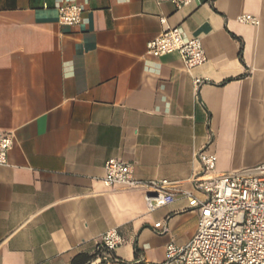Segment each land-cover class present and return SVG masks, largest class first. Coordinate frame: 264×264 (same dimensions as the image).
Here are the masks:
<instances>
[{
    "label": "crops",
    "instance_id": "obj_1",
    "mask_svg": "<svg viewBox=\"0 0 264 264\" xmlns=\"http://www.w3.org/2000/svg\"><path fill=\"white\" fill-rule=\"evenodd\" d=\"M68 4L83 8L79 26L60 24ZM176 27L203 42V66L148 53ZM2 135L14 142L0 166V264H71L110 230L125 241L119 260L164 262L197 233L201 151L221 174L264 164V0H0ZM110 159L174 183V203L151 213L145 192L105 187Z\"/></svg>",
    "mask_w": 264,
    "mask_h": 264
},
{
    "label": "built area",
    "instance_id": "obj_2",
    "mask_svg": "<svg viewBox=\"0 0 264 264\" xmlns=\"http://www.w3.org/2000/svg\"><path fill=\"white\" fill-rule=\"evenodd\" d=\"M170 1L177 9L194 2ZM82 14L81 6L68 4L59 9L60 24L79 26L83 21ZM238 22L259 25L257 18L248 15L239 17ZM148 53L155 58L177 54L188 71L208 61L203 42L187 38L180 27L164 30L148 44ZM195 84L198 87L201 82ZM13 142L12 135L0 136V166L8 165ZM197 158L202 171L193 178V184L204 198L188 194L189 208L199 212L197 233L186 245L170 243L164 262L159 264H264V164L250 170L221 174L216 169L215 154L203 150ZM103 184L107 188L145 192L151 213L175 201L174 195L167 191L174 183L140 181L135 177L133 165L122 160L106 162ZM154 229L160 235L169 231L164 222L155 224ZM124 242L117 230L105 233L98 248L100 254L92 264H120L116 252Z\"/></svg>",
    "mask_w": 264,
    "mask_h": 264
},
{
    "label": "trees",
    "instance_id": "obj_3",
    "mask_svg": "<svg viewBox=\"0 0 264 264\" xmlns=\"http://www.w3.org/2000/svg\"><path fill=\"white\" fill-rule=\"evenodd\" d=\"M242 55V49L240 50V56ZM99 245L97 246V249L93 255H88V254H81L76 256L71 264H92L93 261L99 256L100 251L98 250ZM120 264H135V263H125L120 260Z\"/></svg>",
    "mask_w": 264,
    "mask_h": 264
}]
</instances>
